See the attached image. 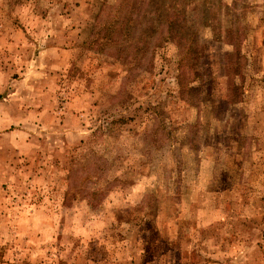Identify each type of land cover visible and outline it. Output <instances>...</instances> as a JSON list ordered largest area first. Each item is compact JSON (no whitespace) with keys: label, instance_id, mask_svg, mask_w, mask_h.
I'll return each mask as SVG.
<instances>
[{"label":"rangeland","instance_id":"374dc122","mask_svg":"<svg viewBox=\"0 0 264 264\" xmlns=\"http://www.w3.org/2000/svg\"><path fill=\"white\" fill-rule=\"evenodd\" d=\"M158 3L0 0V264H264V0L187 1L180 72Z\"/></svg>","mask_w":264,"mask_h":264},{"label":"trees","instance_id":"16d2710c","mask_svg":"<svg viewBox=\"0 0 264 264\" xmlns=\"http://www.w3.org/2000/svg\"><path fill=\"white\" fill-rule=\"evenodd\" d=\"M125 1V0H123ZM159 2L158 15L156 19L160 25L152 29L153 33L158 34V44H165L171 37L178 38L179 58L177 61V69H181L187 64H193L198 61V49L196 46V39L198 36V24L193 25L188 21V7L187 1L190 0H150ZM124 3V2H122ZM124 6L117 8V13L109 24L100 28L97 32L109 40L124 37L128 34L129 22L132 19L129 12H124ZM182 77H177L179 85V93L185 92L186 84ZM187 93L188 90L186 91ZM99 130H101L99 128Z\"/></svg>","mask_w":264,"mask_h":264}]
</instances>
